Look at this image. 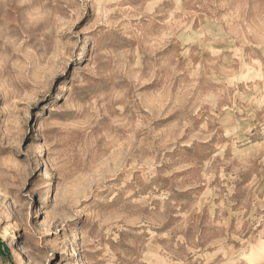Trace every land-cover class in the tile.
Returning a JSON list of instances; mask_svg holds the SVG:
<instances>
[{
	"label": "rangeland",
	"instance_id": "374dc122",
	"mask_svg": "<svg viewBox=\"0 0 264 264\" xmlns=\"http://www.w3.org/2000/svg\"><path fill=\"white\" fill-rule=\"evenodd\" d=\"M0 264H264V0H0Z\"/></svg>",
	"mask_w": 264,
	"mask_h": 264
}]
</instances>
